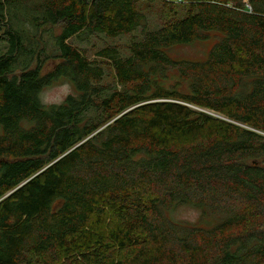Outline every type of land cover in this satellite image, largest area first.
I'll list each match as a JSON object with an SVG mask.
<instances>
[{"label": "trees", "instance_id": "trees-1", "mask_svg": "<svg viewBox=\"0 0 264 264\" xmlns=\"http://www.w3.org/2000/svg\"><path fill=\"white\" fill-rule=\"evenodd\" d=\"M139 1L0 0V264H264V0H159L188 13L154 29ZM138 27L96 51L112 90L68 41Z\"/></svg>", "mask_w": 264, "mask_h": 264}, {"label": "rangeland", "instance_id": "rangeland-1", "mask_svg": "<svg viewBox=\"0 0 264 264\" xmlns=\"http://www.w3.org/2000/svg\"><path fill=\"white\" fill-rule=\"evenodd\" d=\"M138 8L144 13L147 20V29L159 28L165 24H168L176 19L185 17L188 13L187 6L183 3L165 4L159 0H140L138 2ZM4 27L0 22V53L6 52L7 40L6 34L4 33ZM141 28L138 27L134 31L128 34H122L116 37H106L102 34H94L87 37L86 40L77 41L76 38L72 37L68 41L77 46L82 47L86 50V55L96 63L100 64L103 68V80L102 84L108 87V90H112L115 86L114 71L111 66V61L97 54V50L101 47L109 44L121 46L119 55L122 58H126L130 55L127 45L132 40H138L141 38ZM214 39H206L204 41H197L188 44H177L170 48L169 54L174 59H187V60H203L207 57ZM48 61H44L42 70L45 71L48 68ZM33 62L31 67H34ZM18 70V69H17ZM18 72V71H16ZM119 88V86H117ZM72 85L65 81L59 80L44 88L40 93V98L43 103L53 104L60 103L68 94L72 93ZM190 108L209 114L214 117L228 120L225 116L209 110L205 107L198 105L184 103ZM198 211L188 207L181 206L173 210L169 215L175 220H187L194 222L198 219Z\"/></svg>", "mask_w": 264, "mask_h": 264}]
</instances>
